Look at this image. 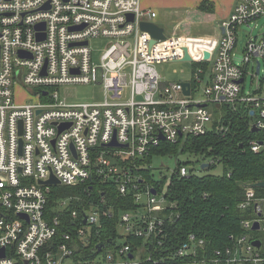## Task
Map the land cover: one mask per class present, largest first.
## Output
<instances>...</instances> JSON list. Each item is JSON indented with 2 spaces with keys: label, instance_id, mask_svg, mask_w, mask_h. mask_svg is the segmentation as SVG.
Wrapping results in <instances>:
<instances>
[{
  "label": "built area",
  "instance_id": "1",
  "mask_svg": "<svg viewBox=\"0 0 264 264\" xmlns=\"http://www.w3.org/2000/svg\"><path fill=\"white\" fill-rule=\"evenodd\" d=\"M142 2L0 0V264H264V241L250 235L264 232V196L256 188L245 185L239 209L247 217L229 245L214 248L195 233L177 244L171 224L180 214L168 196L171 178L199 173L215 160L199 163L197 171L180 163L164 190L146 183L140 169L150 165L138 163L164 142L211 131L226 137L210 105L243 106L254 112L253 126L264 129L261 82L244 93L250 65L264 59V34H249L242 64L235 52L240 26L264 18V0H238L218 39L167 36L153 45L141 23L153 22L157 13ZM96 39L109 41L99 64L90 47ZM185 49L195 64L210 65L200 97L201 65L188 82L190 96L180 82L163 83L156 68L182 62ZM78 84H100L111 97L102 103L62 99V87ZM19 89L32 100L18 102ZM114 140L127 147H108ZM251 146L261 149L256 141ZM52 176L83 195L60 198L56 185L41 184ZM106 183L116 187L122 204L107 198L100 187ZM121 205L128 208L117 209ZM66 216L72 225L63 227ZM104 231L110 242L92 245Z\"/></svg>",
  "mask_w": 264,
  "mask_h": 264
},
{
  "label": "trees",
  "instance_id": "2",
  "mask_svg": "<svg viewBox=\"0 0 264 264\" xmlns=\"http://www.w3.org/2000/svg\"><path fill=\"white\" fill-rule=\"evenodd\" d=\"M202 12L212 13L214 6L205 1L199 6ZM204 69H209V63L200 64ZM199 65V66H200ZM263 82H261V86ZM224 115L221 120L228 129L226 137L215 131L204 136H189L181 138L177 143L161 144L147 158L138 161L140 164L151 163L153 155L177 156L180 153H191L202 156L203 161L215 160L209 168L192 173L189 177L173 176L169 188V198L178 203L180 217L171 224L176 243H180L190 233L209 240L214 248H222L230 244V235L241 233V221L247 214L239 209V204L245 197V185L264 182V129L253 131L254 117L251 111L243 106L234 108L224 105ZM219 120V119H218ZM215 121V123L218 122ZM216 126V124H214ZM261 144L259 152L252 150L251 142ZM178 163V168L180 167ZM221 165L222 174H211L210 170ZM177 168V169H178ZM146 183L163 186L165 183H156L152 180L149 168L140 169ZM110 196L111 203L122 204L117 199L116 187L111 183L100 185ZM96 188L94 187V190ZM93 190L92 195L95 196ZM53 192L55 190L53 189ZM259 196H264V188H256ZM75 193L83 195L75 189ZM57 206L55 198L50 201V213L54 214ZM122 206V205H121ZM126 210L128 207H117ZM63 227L71 226L68 216L63 219ZM66 228H62L61 232ZM110 231H104L98 240H92V245L98 242H110Z\"/></svg>",
  "mask_w": 264,
  "mask_h": 264
},
{
  "label": "rangeland",
  "instance_id": "3",
  "mask_svg": "<svg viewBox=\"0 0 264 264\" xmlns=\"http://www.w3.org/2000/svg\"><path fill=\"white\" fill-rule=\"evenodd\" d=\"M160 10V9H159ZM156 19V18H155ZM154 19V20H155ZM176 18L175 21L170 18V25L173 26L176 32H180L179 35H194L187 31L185 23H181V21ZM153 20V21H154ZM183 24L181 25L178 24ZM177 26V27H175ZM177 33V34H178ZM238 33V43L236 47V61L237 63L242 64L243 62V54L244 50L249 38V34L254 36L264 34V18H261L257 21L256 24H253L251 28L247 26H240L237 31ZM109 41L107 39H96L92 40L90 43V47L94 52V60L96 63H100L101 56L106 51ZM261 66V71L259 74V78L254 79V73L257 72V63L251 64L246 75V80L244 84V93L250 94L254 93L257 88V81L263 82L262 85V94L264 96V59H258ZM257 61V62H258ZM199 65L194 62H168V63H159L156 64V68L158 73L161 76L163 83H172V82H190L193 79L194 72L197 71ZM211 75V70H206L205 81L199 84L197 95H203L204 88L206 86V81ZM62 99L69 103H102L105 102L106 99L111 97V95L107 98L106 91L102 85H73V86H65L60 89ZM28 98V95L19 89L18 91V102H26L25 99ZM28 100H32V97H29ZM224 105H210L208 109L213 114L214 121L220 119L222 115H224ZM203 159L202 156H196L191 153H180L177 156H159L153 155L150 163V175L154 182L156 183H167L170 177L177 170L178 162L187 167L188 169L195 168L196 171L199 170V163ZM223 167L221 165L217 166V168L210 170L211 174H222ZM200 173V172H199ZM162 186H160L161 188ZM55 190L54 194H59L60 198H65L67 195L75 194V188L63 185H56L53 187ZM164 190V187H162ZM60 210H62L60 208ZM250 235L252 237H258L264 241V232L257 231L251 232ZM123 241L119 240L118 244H122Z\"/></svg>",
  "mask_w": 264,
  "mask_h": 264
},
{
  "label": "crops",
  "instance_id": "4",
  "mask_svg": "<svg viewBox=\"0 0 264 264\" xmlns=\"http://www.w3.org/2000/svg\"><path fill=\"white\" fill-rule=\"evenodd\" d=\"M208 1L213 4L212 13L202 12L199 6L202 2ZM238 0H143L144 9H149L157 13V18L153 21L158 26L165 29L167 36H179L172 25L170 18H176L185 23L187 31L192 37L218 39L223 35V24L232 15ZM160 9V10H159ZM178 24L183 26V24ZM177 27V26H175ZM178 33V34H177ZM262 94V90L260 92Z\"/></svg>",
  "mask_w": 264,
  "mask_h": 264
},
{
  "label": "water",
  "instance_id": "5",
  "mask_svg": "<svg viewBox=\"0 0 264 264\" xmlns=\"http://www.w3.org/2000/svg\"><path fill=\"white\" fill-rule=\"evenodd\" d=\"M131 21H133V16H130L129 17ZM40 28V27H39ZM41 28H44V25L43 27ZM141 29L147 33H149L152 38H153V41L151 42V45H153L157 40H161V41H164L167 39V35L165 33V29L158 26L156 23L154 22H142L141 23ZM74 30V29H73ZM85 45H87L88 43H84ZM205 57L206 59H208L210 57V54L209 53H206L205 54ZM182 62H192V58L190 57L189 53H188V50L185 49V56H184V59L182 60ZM260 73V64H258L257 66V74ZM240 83L243 82V79L241 81H239ZM182 87H183V92H184V95L185 96H190L191 94V84L188 83V82H184L182 83ZM141 99V97H139ZM204 107H206L207 105H203ZM251 115L253 116L254 115V112L251 113ZM64 128L61 127V131L63 130ZM258 128L256 126H253V131H256ZM162 139L164 140V138L162 137ZM108 147H127L126 146H121L119 145L116 140H114L113 142H111L110 144L107 145ZM202 169H207L209 168V164L205 163L202 165L201 167ZM41 184H48V185H59L60 182L54 177L52 176L51 179L47 182H41ZM249 187L251 188H264V182H258V183H255V184H250L248 185ZM153 193H156L155 190H153ZM85 222H86V219H85ZM254 229H259V225L256 224ZM103 246V243H101L98 247V249L100 250ZM253 246L255 247H260L261 246V242L260 241H256L253 243ZM0 256L4 257L5 256V251L2 250L1 253H0Z\"/></svg>",
  "mask_w": 264,
  "mask_h": 264
}]
</instances>
